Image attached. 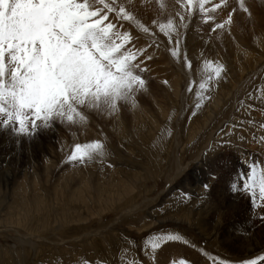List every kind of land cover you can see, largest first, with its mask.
I'll return each instance as SVG.
<instances>
[{"label": "rangeland", "instance_id": "1", "mask_svg": "<svg viewBox=\"0 0 264 264\" xmlns=\"http://www.w3.org/2000/svg\"><path fill=\"white\" fill-rule=\"evenodd\" d=\"M159 1L164 7L148 19L150 26L140 21L156 40L137 35L115 14L110 17L118 30H131L128 47L139 49L137 62L145 69L138 73L145 88L136 94L135 107L120 102L111 115L81 108L83 123L57 120L34 136L0 129V173L14 177L0 184V264H128L132 259L137 264H241L264 255V217L259 218L264 208L231 188L247 165L264 162V59L247 62L248 72L254 67L260 72H249L236 90L235 71L242 66L228 51L240 44L264 55V0H244L249 13L238 0H227L210 13L215 20L208 23L199 13L189 16L176 0ZM233 9L231 27L213 32ZM177 13L188 25L179 28L180 59L171 56L174 44L159 33L169 18L179 25ZM169 57L186 76L167 65ZM206 60L222 63L225 72L200 101L198 85L211 74ZM95 140L106 146L103 158L67 160L76 143ZM249 230L259 247L248 257L228 236H246ZM167 233L183 239L164 243L155 253L146 247L153 235Z\"/></svg>", "mask_w": 264, "mask_h": 264}, {"label": "snow or ice", "instance_id": "2", "mask_svg": "<svg viewBox=\"0 0 264 264\" xmlns=\"http://www.w3.org/2000/svg\"><path fill=\"white\" fill-rule=\"evenodd\" d=\"M176 3L189 16L199 13L204 23H208L215 20L210 13L224 7L227 0L219 3L176 0ZM128 4L134 6V0H128ZM238 4L243 12L249 13L244 0H238ZM160 7L164 5L161 3ZM234 11L224 21L215 23L212 31L231 25ZM112 14L118 20L136 23L145 33L150 31L120 0H0V129L34 136L42 129L52 128L57 120L83 123L86 117L81 108L111 115L118 111L120 102L135 107L136 94L145 88V80L138 73L145 69L137 62L139 50L128 47L131 34L118 30L110 19ZM177 17L179 25L169 18L159 25V32L174 44L171 56L180 59L179 28L186 29L188 25L184 14L177 13ZM183 59L190 68L191 61L186 55ZM204 68L211 69V74L198 85L196 97L200 101L205 99L203 93L209 90L211 82L219 80L225 72L222 63L211 60L204 61ZM188 91H193L192 83ZM201 106L195 105L197 109ZM260 127L264 129V124ZM105 147L100 140L76 143L67 160L86 163L103 158ZM231 188L247 194L254 207L264 208V162L247 165L244 172L237 173ZM182 239L173 233L153 235L146 241V247L155 253L164 243ZM262 262L264 255H258L241 264ZM84 264L92 262L85 260ZM128 264L137 262L132 259ZM179 264L185 262L181 260Z\"/></svg>", "mask_w": 264, "mask_h": 264}, {"label": "bare ground", "instance_id": "3", "mask_svg": "<svg viewBox=\"0 0 264 264\" xmlns=\"http://www.w3.org/2000/svg\"><path fill=\"white\" fill-rule=\"evenodd\" d=\"M120 2L121 3H123V4H125V6L128 8V10L129 11H132L133 13H134V15L136 16V18H137V20L140 22V21H143L144 23H146L147 25H149L150 23L148 22V19L149 18H154L155 17V11H157V8L160 6V1H159V3L156 1V0H134V6L133 5H130V4H128V0H120ZM245 3V2H244ZM248 4V3H247ZM247 7V6H246ZM113 15V14H112ZM111 18H112V16H111ZM114 18V17H113ZM116 18V17H115ZM241 18H244V13L242 12V14H241ZM117 20V19H116ZM120 22H122V24L124 23V24H126L128 27L130 26L131 28V30H133V31H136L137 32V35H138V33L141 35V34H145V35H147L148 37H151L149 34H147V33H145L144 31H142L138 26H137V24L136 23H134V22H127V21H123V20H119ZM121 26V25H120ZM150 26V25H149ZM230 27H231V25H229ZM254 26H257V22H254ZM125 27V26H124ZM123 27V28H124ZM148 27V26H147ZM126 28V27H125ZM124 28V29H125ZM131 30H125V31H131ZM132 31V32H133ZM157 31V30H156ZM155 33V35H156V33L157 32H154ZM160 33V32H159ZM238 37V36H237ZM236 37V38H237ZM151 38H154V40H156L155 39V37H151ZM239 38H237V40H238ZM234 40V39H233ZM229 41V40H228ZM236 42V41H235ZM238 43H239V40H238ZM237 43V44H238ZM234 44V43H233ZM232 44V45H233ZM228 45H231V44H228ZM194 49V48H193ZM139 50V49H138ZM250 50L251 49H247V47L245 46V45H233V46H228V51H229V53H231L233 56L235 55V57H237L238 58V62L241 64V66L243 67H238V68H236V71H235V73L238 75V77H237V81L235 80V82L236 83H234V84H236V85H234V86H236V90H239L241 87H242V85L244 84V83H246V81H247V79H246V77H247V74L249 73V72H251V75L252 74H254V73H257V71H259L260 72V68H259V70H258V67H254V69L253 70H251V71H249L248 72V70L249 69H251V68H247V62L248 63H251V62H253V60L254 59H256V57L257 58H263L264 59V55L263 54H261V55H258V54H256V53H252V52H250ZM191 53H193V52H191ZM195 57V56H194ZM230 58V57H229ZM234 58V57H233ZM251 59V60H250ZM235 60V59H234ZM249 60H250V62H249ZM233 61V60H232ZM231 61V62H232ZM233 63V62H232ZM236 63V62H235ZM263 63H264V61H263ZM174 65L175 67H176V70L178 71V73L179 74H181V75H184V76H186V74H184V71L179 67V65L177 64V63H175V61L173 60V58H171V57H169V59H168V63H167V65ZM252 64V63H251ZM251 64H250V66H251ZM166 65V64H165ZM249 66V67H250ZM264 66V65H263ZM260 67V66H259ZM262 68V67H261ZM240 74V75H239ZM178 75V74H177ZM256 75V74H255ZM245 79V80H244ZM244 80V81H243ZM242 82H243V84H242ZM248 84V83H247ZM246 84V85H247ZM233 85V84H232ZM231 85V87H233L234 88V86H232ZM245 85V86H246ZM234 93V92H233ZM233 93H232V95H233ZM175 95L177 96L178 95V90L175 92ZM231 95V96H232ZM231 98V97H230ZM224 100V99H223ZM175 138L177 139L178 138V134H179V132H178V124L176 125V129H175ZM85 136V135H84ZM214 136V135H213ZM7 158V157H6ZM9 159L10 160H12L13 159V156L11 155V157H9ZM4 160H6V159H4ZM3 160V161H4ZM6 162V161H5ZM11 163V162H10ZM1 164V163H0ZM5 166V165H4ZM7 169V168H6ZM180 170V169H179ZM179 172V171H178ZM177 172V173H178ZM12 178L14 179V177L12 176V174H10L9 172H5V173H0V184H4V185H7L8 183H10V182H12ZM173 180L174 179H172L170 182H169V186H168V188L167 189H169V187L171 186V184H172V182H173ZM17 181V180H16ZM14 183H16V182H14ZM17 184V187H18V183H16ZM169 191H167V192H162V195L164 194H166L167 193V195H169V193H168ZM166 195V196H167ZM162 201V200H161ZM236 205V204H235ZM260 210H263V208L262 209H260ZM259 210V211H260ZM128 211V210H127ZM130 211H132L131 209H130ZM130 211H128V212H126V213H129ZM263 213V216H260L259 218H262V217H264V211L262 212ZM260 215V214H259ZM258 215V216H259ZM254 219V218H253ZM253 222V221H252ZM246 227V226H245ZM251 227V226H250ZM248 229V228H247ZM228 230V229H227ZM255 233L253 232V234H250V230H249V232H247V234H246V236H235V235H233V236H228V238H229V241L230 242H232V243H234V244H241V247H242V250H243V254L245 255V256H252V255H254V252H255V250H257L258 249V247H259V244H258V239H256V238H254L253 237V235H254ZM243 235V234H242ZM256 235V234H255ZM227 236V235H226ZM156 263H158V262H156ZM155 263V264H156ZM168 263V262H167ZM159 264V263H158ZM163 264H165V263H163Z\"/></svg>", "mask_w": 264, "mask_h": 264}]
</instances>
